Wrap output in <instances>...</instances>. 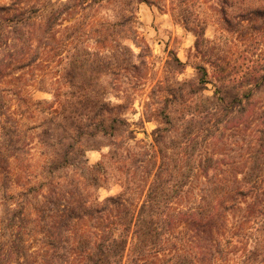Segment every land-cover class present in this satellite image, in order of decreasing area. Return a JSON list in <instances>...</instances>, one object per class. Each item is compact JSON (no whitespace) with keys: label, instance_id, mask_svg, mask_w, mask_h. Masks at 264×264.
Wrapping results in <instances>:
<instances>
[{"label":"trees","instance_id":"16d2710c","mask_svg":"<svg viewBox=\"0 0 264 264\" xmlns=\"http://www.w3.org/2000/svg\"><path fill=\"white\" fill-rule=\"evenodd\" d=\"M32 1L0 3V264H21L32 256L23 240L28 234L16 223L26 219L27 200H37L39 190L46 191L38 195L40 211L50 205L53 213L44 246L50 264H264V102L256 101L264 92V59L245 82L230 87L231 95L217 60L206 63L211 74L206 65L195 67L197 86L179 83L167 95L200 94L202 100H163L151 144L135 142L130 149L123 147L125 139L135 137L118 113L122 105L94 103L88 114H76L82 105L75 102L68 115L58 103L66 114L59 118L60 109L43 111L39 106L45 102L34 101L33 91L54 90L33 74L37 61L47 62L46 51L51 53L38 51L43 49L36 47L38 30H46L49 46L48 32L68 4L49 0L36 7ZM257 1L251 9L247 0H220L227 26L264 39V6ZM234 8L241 11L236 24L227 14ZM203 35H196L197 53L208 43ZM209 84L213 95L204 97ZM227 130L231 144H238L236 137L241 142L229 157L214 149ZM34 139L40 150L49 149L41 153L44 165L36 172L13 166L31 156ZM102 141L109 152L84 167V178H62L75 159L93 149L91 143ZM111 167L122 191L99 201L90 189L108 180ZM16 177L22 179L20 190H9Z\"/></svg>","mask_w":264,"mask_h":264},{"label":"rangeland","instance_id":"374dc122","mask_svg":"<svg viewBox=\"0 0 264 264\" xmlns=\"http://www.w3.org/2000/svg\"><path fill=\"white\" fill-rule=\"evenodd\" d=\"M13 1L0 0V3L10 4ZM48 1L34 0L30 6L39 7ZM61 1L68 4V9L62 8L63 15L48 32L51 37L47 42L49 46L44 39L48 36L46 30L43 29L45 33L38 30V35L36 32V47L43 48L38 51L50 50L51 53L46 51L50 55L47 62L37 61V70L33 74L42 76L43 86L54 90L33 91L34 101L45 102L39 106L43 111L50 106L59 110L58 103L65 104L68 115L74 111L72 104L75 102L82 105L76 114H88L90 109L87 108L94 103L122 105L118 113L127 121V129L133 131L135 137L134 141L125 139L123 147L127 144L126 148H133L135 142L151 144L152 133L159 127L163 100H202L200 94L184 99L167 95V89H175L179 83L187 82L196 87L199 75L195 67L217 60L224 70L222 76L227 77L231 95L230 87L241 85L251 68L260 69L263 65L262 35L252 39V35L255 38L253 33L243 31L239 34L234 26L228 27L225 23L227 18L221 13L220 0H79L86 2L83 7L78 5V0ZM247 2H250L247 3L248 8L258 6L257 0ZM259 3L264 6V0ZM227 14L236 24L238 20L233 18L241 11L234 8ZM202 31V38L208 43H201L197 53L196 35ZM176 59L181 65H176ZM206 68L211 74L213 69L207 65ZM62 87L61 94L59 90ZM213 91V86L209 84L203 96L212 97ZM53 94L60 100H55ZM256 101L264 102V92ZM43 111L39 116L45 118L47 115ZM59 113V118L66 115L61 109ZM46 126L35 134L44 131ZM223 132V140L214 147L215 153L234 156L236 152L233 151L241 144L239 137H236L237 145L231 144L226 138L230 131ZM32 142L31 156L24 163L14 162L13 166L36 172L44 165L41 153L46 154L49 149L40 150L37 139ZM107 144L106 141L91 143L93 149L88 150L83 158L75 159L73 166L61 174L66 176L62 178H84L87 172L84 167L101 161L109 152ZM108 172L109 178L100 188L90 189L99 201L117 196L122 191L115 169L111 167ZM17 174L20 177L19 171ZM19 177L14 179V185H7L9 190H20L17 186L23 183ZM41 194H46V191L39 190L38 195ZM38 195L37 200H27L30 203L26 206L27 217L16 223L21 233L28 234L23 240L28 242V254H32L21 264H50L49 252L44 246L52 226L53 213L50 205L44 213L40 211L43 204L38 203ZM0 204L1 213L4 207L2 201ZM9 204L11 208L15 207V204ZM9 232L8 229L5 234Z\"/></svg>","mask_w":264,"mask_h":264}]
</instances>
